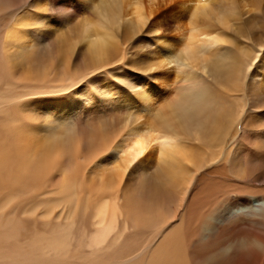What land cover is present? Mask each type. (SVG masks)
Masks as SVG:
<instances>
[{
    "label": "bare ground",
    "instance_id": "obj_1",
    "mask_svg": "<svg viewBox=\"0 0 264 264\" xmlns=\"http://www.w3.org/2000/svg\"><path fill=\"white\" fill-rule=\"evenodd\" d=\"M1 3L0 71L17 75L25 88L42 83L58 92L73 88L74 95L50 102L49 90L31 93L45 97L41 136L34 139L36 129L27 127L21 158L8 167L45 183L35 167L43 161L51 172L46 185L59 197L41 199L40 229L30 231V221L2 222L0 264H264V35L253 36L264 28V0ZM184 12L186 21L168 34V18ZM245 13L251 16L244 19ZM153 29L163 32L160 64L176 66L170 93L156 106L151 87L119 102L107 95L102 115L83 82L118 59L123 43ZM85 67L93 69L73 81ZM52 74L53 85L46 82ZM16 99L0 97V107ZM99 150L105 153L78 176L79 159L89 160L86 151L95 158ZM142 168L131 195L121 198L126 174ZM252 177L262 186H246ZM83 179L97 199L77 217ZM17 190L23 186L10 189ZM173 205L177 223L148 233L154 230L148 215ZM246 222L263 233L232 240ZM205 242L215 247L203 250Z\"/></svg>",
    "mask_w": 264,
    "mask_h": 264
},
{
    "label": "rangeland",
    "instance_id": "obj_2",
    "mask_svg": "<svg viewBox=\"0 0 264 264\" xmlns=\"http://www.w3.org/2000/svg\"><path fill=\"white\" fill-rule=\"evenodd\" d=\"M42 1L44 0H38L39 3H42ZM4 6L5 5L1 3L0 7L3 8ZM181 14L184 15H182L183 18H170L169 16V18L167 17L169 20H171L172 24L171 30L167 32L168 34H172L174 32L178 21H186L187 17L185 12ZM248 16L250 17L251 14H243L244 19H246ZM155 20H160V17L158 16ZM158 31H155L154 29L151 32L143 31L138 36L134 37L133 40L123 43L118 59L109 63V65H107L101 73L85 79V81L83 82V85L85 84L83 92L86 95H90L94 98V100H96V102L98 103V108L101 110L98 112H100L102 115L107 107L104 106L101 100L106 99L103 97L107 95H111L113 96V98L115 97V99H117V102H119L123 95L128 94L133 99H135V92L140 91L141 89L146 87H151L154 93L151 98V104H154V106H156L159 104V99L168 94H165V92L169 91L170 93L169 88H171V83L173 82L172 79L175 77L174 74L176 72V66L171 63L162 67V64H160V55L161 53H163V43H161L163 40V32L162 30ZM261 33L262 34H260V31L256 30L255 32H253V36L259 35L258 37H261V35H264V28L262 29ZM0 59L1 64H4V59L1 57ZM157 63H159L161 66ZM151 64L155 66H151ZM88 68L89 67H85V70L81 69L84 71L79 76H75L73 78V81H79V77L82 76L85 71L89 72L93 69ZM15 76L17 75H13V77L8 76L7 72H5V69H1L0 71V97L4 99L10 96L19 97V99L13 100L11 102H6L0 107V207L6 210L5 215H0V234L2 233L1 224L7 219H14L20 222H32V224L28 226L30 231L40 229L42 219L40 213L45 208V205L42 203L41 199L47 198L49 200H52V198L59 197L56 195V191L50 192L49 188L46 185V180L51 175V172L50 170H47L45 168V164L43 161H38L35 164V167L37 170L44 174L45 183L43 181L37 180H35V182L29 181L26 179V176L19 177L16 170L8 167L11 161L15 160L16 158H21V154L18 155V153H20L19 144L20 140L23 138L22 132L27 127H34L36 129L33 133L34 139L35 137L41 136V133H39L38 131L41 132V129L44 126L46 118L45 112L47 107L40 109L39 105L41 100L45 99V97L33 96L31 95V93L36 90H49L51 91V93H49V98L46 99H48L50 102H52L56 97L63 96L65 99H68L69 97L74 95L72 90L73 88L68 92H58L55 88H43L42 83H34L25 88V82H16L14 79ZM53 79L54 77L52 74L46 79V82L53 85L55 84L53 83ZM79 88L80 85L74 92H79ZM22 96L24 97L21 98ZM101 114H98L96 117H100ZM59 117L60 116H56L51 119L56 122ZM142 119L140 121H142ZM38 126L39 128H37ZM248 151V147L245 146L243 153L248 154ZM88 153L89 151L85 152L86 156H90L89 160L87 158L84 160L79 159L80 167L78 169V174V164L76 162H73V170L78 176H82L84 174V170H87L89 168V163L99 158V156H101L105 152L99 150L98 155L95 158H93V155ZM150 157V160L153 161L151 154ZM152 166L153 162H151V167ZM19 168L21 169V167L19 166L15 167V169ZM143 168L142 170L138 169L134 173L128 172L126 174V184L123 187L124 189L121 190V198L131 195V190L135 185L137 186L139 176L141 173H143ZM57 175L59 177V180H61L60 171L57 173ZM243 185H245V183ZM18 186H23V190L21 192L17 190L11 193L10 189L17 188ZM246 186H248L249 188H254L262 185H259V181L254 178L253 180H249V183L247 182ZM79 196V202L81 203V205L79 206H81V208L78 210L77 217L82 216L81 212L83 208H85L84 205L87 201L96 202V190L93 184H89L86 179H83V182L81 183L79 189ZM172 203L175 204L174 201ZM92 207L93 206H91V208ZM171 208L172 209L168 208V210H170L169 212L165 209L166 212L163 214V209H161L162 211H160V209H157L159 211L156 210L152 214L153 216L148 215V218L146 219L154 217L152 225V228H154V230L152 229L146 231H148V233H155L158 229H161V227L166 229L170 224L177 223L176 205H173ZM127 211H129V208L125 210V213ZM158 218L160 220L159 222ZM171 219L173 220L171 221ZM155 222L159 223V227L155 225ZM246 223L247 224L244 227L238 230L239 232H233V236L231 238L232 240H236V238L239 237V235L241 236V234H245L247 236H255L257 233H263V230H261L260 227H255V225L257 224L251 222ZM129 232L134 231L130 228ZM210 247H215V244L205 242L202 245L203 250H207ZM219 258L225 261L226 256L223 258L222 256H219ZM245 258V261L249 260L247 259V257ZM234 262L235 261H233V263Z\"/></svg>",
    "mask_w": 264,
    "mask_h": 264
}]
</instances>
